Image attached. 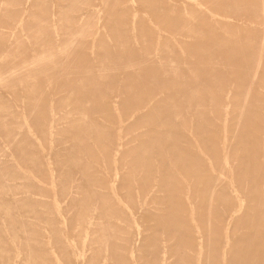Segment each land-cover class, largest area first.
Wrapping results in <instances>:
<instances>
[{"label": "rangeland", "instance_id": "1", "mask_svg": "<svg viewBox=\"0 0 264 264\" xmlns=\"http://www.w3.org/2000/svg\"><path fill=\"white\" fill-rule=\"evenodd\" d=\"M0 264H264V0H0Z\"/></svg>", "mask_w": 264, "mask_h": 264}]
</instances>
